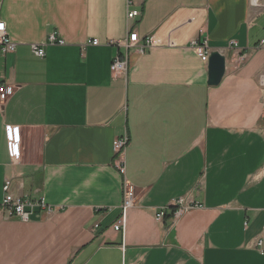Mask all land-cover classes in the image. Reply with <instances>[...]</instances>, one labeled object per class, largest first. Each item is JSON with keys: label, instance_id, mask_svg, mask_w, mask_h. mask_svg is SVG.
Listing matches in <instances>:
<instances>
[{"label": "crops", "instance_id": "obj_1", "mask_svg": "<svg viewBox=\"0 0 264 264\" xmlns=\"http://www.w3.org/2000/svg\"><path fill=\"white\" fill-rule=\"evenodd\" d=\"M130 9L139 16L127 19ZM0 20L16 43L0 52V85L14 87L0 103V205L7 179L13 196L44 197L51 209L28 221L0 209V264H264V8L0 0ZM131 31L153 46H123ZM204 39L224 57L216 85L190 47ZM116 56L124 73L110 70ZM7 126L20 131L18 160ZM124 181L137 200L117 232ZM178 198L197 206L156 221Z\"/></svg>", "mask_w": 264, "mask_h": 264}, {"label": "built area", "instance_id": "obj_2", "mask_svg": "<svg viewBox=\"0 0 264 264\" xmlns=\"http://www.w3.org/2000/svg\"><path fill=\"white\" fill-rule=\"evenodd\" d=\"M131 1L128 2V5H131ZM253 6L264 8V0H254L251 2ZM139 11L135 9H130L127 13V19H134L139 16ZM50 44H63L61 40L56 39L54 35L49 36L47 39ZM264 41H261L263 43ZM92 45H97V39L90 41ZM126 48L136 49L139 52H144L147 49L153 46L151 37L140 38L135 31L129 33L128 39L122 43ZM229 46H237L236 41L232 40L228 43ZM16 43L11 41L6 24L4 21L0 20V52L5 55L7 53H12L15 51ZM190 47L199 52L200 58L203 62H207L208 57L212 50L207 44V40L203 41L192 40L190 42ZM32 52L39 57L44 56V50L42 47L33 45ZM126 60H122L119 56H116L111 65L110 70L114 74L124 73L126 71ZM264 75H262L263 77ZM261 77V81H262ZM262 84V83H261ZM264 86V85H263ZM14 87L0 85V103L6 101V99L13 93ZM6 133L8 138V147L10 156L13 159L18 160L20 157V131L18 127H6ZM127 145L126 137H120L114 141V151L118 157V168L123 171V160L122 155L123 151ZM10 180H5L2 187L3 190V199L0 205L1 211L8 218H18L22 221L30 220L33 215L34 210L40 209L45 211H50V207L47 205L44 197L38 198H18L11 194L9 191ZM122 203H121V214L116 222L113 224L114 231H122L125 222V212L127 209L135 205L136 194L132 185L124 181L122 186ZM197 206V204L186 201L183 198L173 199L170 204L165 207H160L154 213V218L156 221H162L166 215V211L169 208H172L171 219L175 222L181 217L188 209ZM257 246L261 247V240L257 241ZM264 252V250H261Z\"/></svg>", "mask_w": 264, "mask_h": 264}, {"label": "water", "instance_id": "obj_3", "mask_svg": "<svg viewBox=\"0 0 264 264\" xmlns=\"http://www.w3.org/2000/svg\"><path fill=\"white\" fill-rule=\"evenodd\" d=\"M208 83L216 85L224 73V57L218 51H212L207 60Z\"/></svg>", "mask_w": 264, "mask_h": 264}, {"label": "bare ground", "instance_id": "obj_4", "mask_svg": "<svg viewBox=\"0 0 264 264\" xmlns=\"http://www.w3.org/2000/svg\"><path fill=\"white\" fill-rule=\"evenodd\" d=\"M254 0H251V2H253ZM261 83H262V85H264V76L262 77V81H261ZM167 212V211H166ZM126 213V212H125ZM124 228V227H123ZM123 231V230H122ZM118 232H121V231H118ZM259 241V240H258ZM257 243V242H256ZM256 246H257V244H256ZM258 247V246H257ZM259 248V250H260V252H262V253H264L263 251H261V250H263V249H261V247H258Z\"/></svg>", "mask_w": 264, "mask_h": 264}, {"label": "rangeland", "instance_id": "obj_5", "mask_svg": "<svg viewBox=\"0 0 264 264\" xmlns=\"http://www.w3.org/2000/svg\"><path fill=\"white\" fill-rule=\"evenodd\" d=\"M262 75H263V74H262ZM262 75H260V77H259V81L261 80V76H262Z\"/></svg>", "mask_w": 264, "mask_h": 264}]
</instances>
